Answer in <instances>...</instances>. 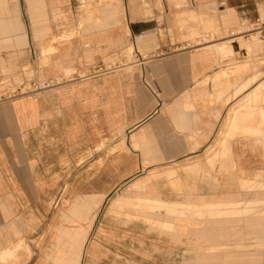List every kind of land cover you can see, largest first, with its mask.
<instances>
[{"label":"crops","instance_id":"0c3cea01","mask_svg":"<svg viewBox=\"0 0 264 264\" xmlns=\"http://www.w3.org/2000/svg\"><path fill=\"white\" fill-rule=\"evenodd\" d=\"M69 1L0 0V93L52 83L36 93L0 97V263L22 256L23 264H36V214L46 218L53 200L69 192L85 202L93 223L56 225V233L80 234L82 244L68 255L66 236L52 238L45 264H82L86 255L87 264H161L153 255L164 248L171 250V263L180 264L176 249L190 247L188 240L144 225L147 234H156L146 239L139 224L130 225L132 236H118L108 224L122 213L113 202L136 194L189 204L214 198L225 206L229 196L264 198V184L256 183L264 172V78L233 80L227 71L244 65L220 64L258 54L261 40L254 33L240 38L245 46L231 42L223 53L181 47L169 41L174 33L160 35V0L109 1L98 17L80 21V29L89 25L78 31L69 19ZM201 1L199 13L187 15L198 17L205 30H190V36L217 34L215 17L207 14L218 3L235 14L228 17L232 31L264 21V0ZM127 52L130 61L119 63ZM231 169L256 180L241 191L245 180L239 172L229 174ZM94 231L98 241L88 251L84 243ZM260 233L264 228L258 238ZM132 242L144 243L149 255L134 250Z\"/></svg>","mask_w":264,"mask_h":264},{"label":"rangeland","instance_id":"374dc122","mask_svg":"<svg viewBox=\"0 0 264 264\" xmlns=\"http://www.w3.org/2000/svg\"><path fill=\"white\" fill-rule=\"evenodd\" d=\"M109 1L112 0H70L68 2V13H70V16L72 17H69V19L72 20L71 23L78 27L79 22L85 20L87 17H98V9L103 8L107 3L109 4ZM160 1L162 5L160 10L162 12L161 15L163 16L162 24L159 25V29H161L160 35L164 39L167 37L166 34L169 33L170 35L174 33L175 38H173V42L169 39L168 40L171 43L179 44L181 47L189 44L190 49L201 48L206 50H215L217 53H223L227 50V48H230L231 42L239 41V45H246L244 41H240L241 39L237 38L242 37L244 40H248L252 34L257 33V36L261 40V43H258L261 44V52L251 57L237 55L235 59L232 58L226 61L220 60V64L230 65V67H234L237 64L244 65L243 67L232 68L233 70L227 71V78L231 77L233 80H245L248 76L252 75H259V77L257 76V80H262L264 78V21L256 19L254 21L255 26L251 29V31L236 33L231 36L229 35L230 31L236 27L235 25L230 24L231 21L228 17H236L235 14L231 9L229 10L227 3H224V5L221 6L219 3L216 4L215 9L211 5V8L208 9L207 15L215 17V23L213 22L212 25L215 29H217V31L212 33L217 34L214 35V41L203 44L205 40H210L209 38L204 39V33L194 36H190L189 34L190 30L203 32L205 30L203 29V25L199 23L198 17L192 19L187 15L189 10L199 13L198 6L202 5L201 0ZM178 2H181V4L177 5ZM212 2L215 3L216 1L214 0ZM212 2L210 4H212ZM71 8L73 10H71ZM223 18H225V23L222 24L221 20H223ZM87 22H84L81 29L78 27V31L87 30L89 25ZM210 28L212 29V27ZM58 36H55L53 41L56 42ZM253 43L255 44L257 42L253 41ZM170 51L171 49L168 52ZM130 55V52L124 53L127 60H120L119 63L129 62ZM149 55L150 54H147L146 58L143 59L142 62L146 61L149 58ZM134 59L133 61L136 62L137 60ZM113 62L114 60H112V63ZM106 66H108V64ZM259 68H262L263 71L255 72V70H258ZM52 82L53 84L55 82L59 83L60 80L57 79ZM30 85L31 88L27 87L26 90H24L26 93L35 92H32L34 90L32 86L36 84L30 83ZM5 90L6 91L4 93H0V97L11 95L12 92L16 90V87H10ZM228 90H230V88ZM263 106L264 104L261 103V107ZM230 139L231 137L227 138V140ZM237 172H239L245 180V184L243 186L244 189L241 191H246V183L256 180L255 176H250V174L246 171ZM237 172L231 169L229 174L236 175ZM262 172L263 171H261L260 177L256 180L257 185L264 184V172ZM73 194L74 193L67 192L64 193V195L59 196L56 200H53L51 211L46 218H43L42 214H36V239L34 242L36 264H45V255L52 243V238L53 240L57 239L58 241L60 235L66 236L67 238V244L69 246L67 252L68 255L74 251H80V249L76 250L82 244L81 241L77 243V239L79 240L80 234L76 236L77 233L70 231L56 233L54 230L55 226L58 224L68 225L69 229H75L81 225L90 226L93 223L94 217L85 214L88 211L84 204L85 202L81 199L77 200L76 194ZM124 198H126V196ZM229 199L230 203L226 206L224 205V207L218 206L217 211L210 214L209 217L207 216L209 223L205 228L194 229L192 226L191 228L189 227L190 223L187 224L189 219L185 215L181 216V219L176 223H173V221L168 219V217L161 220L157 219L151 213L161 206L159 201L160 198L150 199L146 195L136 194L133 199L129 198L124 201L116 199L113 202L112 207L121 209L122 213L114 215L108 224H111L113 228H117L118 236H132V234H130V225L139 224L136 227L140 230L139 232L141 236L146 239L152 240V237L156 234L155 232L151 233L153 235L147 234L146 230L143 228L144 225L147 226V231L158 230L160 233L166 234L172 239L188 240V245L190 244V247H187V249L183 247L176 249V257L174 258L177 262L181 259L180 264H264V236H261L260 233L259 238L257 237V234L261 232L262 228H264V198H262V196L258 197L254 195L252 196L250 193H244L238 197L229 196ZM110 202L111 200L104 206V208H101L97 214L94 222L96 226L103 223L104 212H106L107 206H109ZM114 211L118 212L119 210L117 211L113 209L112 212ZM249 228H251L252 233L248 232ZM237 232L248 235V237L240 236ZM249 233L251 234L250 236ZM136 234L139 235L138 233ZM86 238L87 237L85 236V239ZM95 241H98L97 233H95V231L93 233L90 232L88 239H86V242L84 243L88 251H90L91 248L93 249L92 245ZM153 241H155V239ZM76 245H78V248H75ZM132 247L136 251H141L142 253L144 252L143 254L146 256L149 255V250L144 243L132 242ZM168 249L169 248H164V254L156 253L153 256L157 259H162L163 263L161 264H172L171 262L173 258L171 257V254H169L171 253V250ZM19 253H26V250L23 249ZM241 253H244V255ZM121 254L128 256L130 253H128V250H124ZM177 255H179V257H177ZM25 258L26 257L20 256L16 260H9L6 263L0 264H23L21 261ZM87 260L88 256L86 255L82 264H87ZM52 264H55V262H52Z\"/></svg>","mask_w":264,"mask_h":264},{"label":"bare ground","instance_id":"6f19581e","mask_svg":"<svg viewBox=\"0 0 264 264\" xmlns=\"http://www.w3.org/2000/svg\"><path fill=\"white\" fill-rule=\"evenodd\" d=\"M247 31H251V29L247 28L245 31H232L230 32L229 35L232 36V35H235L236 33H243ZM203 37L204 39L205 38L210 39V40H205L203 44L209 43L210 41H214V37L210 35H203ZM233 38H236V37H233ZM240 38L242 37H239V39ZM50 84L52 83L36 84V85H33L32 87L34 88V90H42L43 88H46ZM27 87L31 88V85L27 84L25 86L17 88V90L20 91L18 95L22 96L23 94H25L26 92L24 90H26ZM159 201L161 203V206L157 210L151 213L153 216H155L157 219H160V220L168 217V219L172 220L173 223H176L178 222V220L181 219V216L185 215L189 219L187 224L190 223L189 227L191 228L192 226V228L194 229L205 228L209 223V219H208L209 215L217 211L218 206L224 207V205L220 203L219 200H215L214 198H211L209 201H207V203H200V204L172 203L169 201H165L161 198Z\"/></svg>","mask_w":264,"mask_h":264},{"label":"built area","instance_id":"2783aa9c","mask_svg":"<svg viewBox=\"0 0 264 264\" xmlns=\"http://www.w3.org/2000/svg\"><path fill=\"white\" fill-rule=\"evenodd\" d=\"M34 91L37 92V91H39V90H34ZM34 91H32V92H34ZM19 93H20V91L16 89V90L13 91L12 94L9 95V96H10V97H16V96H18Z\"/></svg>","mask_w":264,"mask_h":264}]
</instances>
